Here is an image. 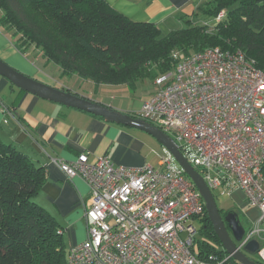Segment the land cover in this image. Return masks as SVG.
Wrapping results in <instances>:
<instances>
[{
	"label": "built area",
	"instance_id": "1",
	"mask_svg": "<svg viewBox=\"0 0 264 264\" xmlns=\"http://www.w3.org/2000/svg\"><path fill=\"white\" fill-rule=\"evenodd\" d=\"M225 15L222 10L212 27ZM179 58L155 79L158 89L137 115L172 134L213 192L241 189L260 209L236 244L244 250L259 240L257 259L264 263V68L242 50L219 46ZM53 160L91 191L87 237L70 248L67 264H227L233 258L228 252L200 258L195 221L205 201L167 149L159 167L116 164L106 154L91 159L88 151Z\"/></svg>",
	"mask_w": 264,
	"mask_h": 264
},
{
	"label": "trees",
	"instance_id": "2",
	"mask_svg": "<svg viewBox=\"0 0 264 264\" xmlns=\"http://www.w3.org/2000/svg\"><path fill=\"white\" fill-rule=\"evenodd\" d=\"M222 10L225 17L212 27ZM181 17L185 27L164 31L130 19L106 0H0V27L22 53L98 85L135 89L174 69L180 56L215 46L242 50L264 68V0H204L193 17ZM47 179L46 165L0 138V264H67L62 225L37 200ZM198 219L200 258H224L206 207ZM227 264L240 263L230 258Z\"/></svg>",
	"mask_w": 264,
	"mask_h": 264
},
{
	"label": "crops",
	"instance_id": "3",
	"mask_svg": "<svg viewBox=\"0 0 264 264\" xmlns=\"http://www.w3.org/2000/svg\"><path fill=\"white\" fill-rule=\"evenodd\" d=\"M106 1L134 21L153 22L164 31H169L180 28L184 22L181 16L193 17L198 4L204 0ZM0 58L39 80L70 89L130 114H137L143 102L158 89L153 80L140 82L135 89L126 84L98 85L89 81L90 91L74 84L70 86L64 81L58 82L57 75L62 76L58 66L22 53L1 27ZM70 78L82 81L78 76ZM0 138L16 144L37 164L46 165L48 179L37 200L60 221L68 251L87 237L85 208L91 191L86 180L80 176L68 177L53 158L71 161L82 151H88L91 159L106 154L116 164L137 167L150 163L143 151L140 132L135 128L21 91L2 75ZM235 195L241 198L236 201L237 204H242L245 198L249 202L243 190L238 189L231 196ZM247 202L245 204L248 206L234 208L241 216L242 223L243 218L252 225L259 218L260 209Z\"/></svg>",
	"mask_w": 264,
	"mask_h": 264
},
{
	"label": "water",
	"instance_id": "4",
	"mask_svg": "<svg viewBox=\"0 0 264 264\" xmlns=\"http://www.w3.org/2000/svg\"><path fill=\"white\" fill-rule=\"evenodd\" d=\"M0 75L7 78L18 88L41 98L68 107L78 108L102 116L107 121L139 128L153 134L173 154L177 162L198 187L205 201L208 216L224 249L240 264H262L251 256L260 248V241L257 239L251 240L244 250L237 246L236 242L241 240L246 232V227L241 222L239 214L236 211H229L226 215L221 213L215 194L208 186L204 176L188 161L177 141L162 128L146 119L133 116L113 106L39 80L24 73L2 58H0Z\"/></svg>",
	"mask_w": 264,
	"mask_h": 264
},
{
	"label": "rangeland",
	"instance_id": "5",
	"mask_svg": "<svg viewBox=\"0 0 264 264\" xmlns=\"http://www.w3.org/2000/svg\"><path fill=\"white\" fill-rule=\"evenodd\" d=\"M186 25H187L186 23L182 22L181 26H179V27H185ZM59 78L62 80H60ZM56 80L58 82L64 81L65 84H68L70 86L72 84H74L75 86L80 87L81 89H87L88 91L91 90V88L89 87L90 82L91 83L93 82V81L88 80V79H86V80L82 79V81H77V80L71 79L70 77L68 78L66 75L61 76L59 74L57 75ZM140 84H142V82ZM140 84L138 83L137 86H140ZM153 84H156L155 80L153 81ZM135 130H138V132H140V138L142 139V143H143V151L145 152L146 155H148L150 164L153 166L159 167L161 157L166 152V148L153 134H151L145 130L139 129V128H135ZM170 135L172 136L171 133H170ZM214 194H215L218 206L220 207V209H223L224 211L228 210L229 208L236 207V206H238L240 208L243 206H248L245 204L247 202L246 198H245L246 202L243 201L242 204H237L238 202H236V201L241 200L239 195H235V196L225 195V194L217 193V191H214ZM247 203H249V202H247ZM242 221H243L245 227L249 226V224H247V222L243 218H242ZM195 224L200 231V228H201L200 220L199 219L196 220ZM203 236L204 235H202L200 232H198L197 240L199 241L201 239H204ZM196 246H197V244H196ZM251 256L256 258V259L258 258L256 253L251 254Z\"/></svg>",
	"mask_w": 264,
	"mask_h": 264
},
{
	"label": "flooded vegetation",
	"instance_id": "6",
	"mask_svg": "<svg viewBox=\"0 0 264 264\" xmlns=\"http://www.w3.org/2000/svg\"><path fill=\"white\" fill-rule=\"evenodd\" d=\"M226 215V214H225Z\"/></svg>",
	"mask_w": 264,
	"mask_h": 264
}]
</instances>
